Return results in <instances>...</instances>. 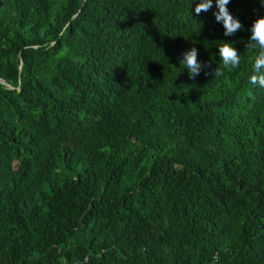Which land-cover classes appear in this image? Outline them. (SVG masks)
<instances>
[{
	"label": "trees",
	"instance_id": "1",
	"mask_svg": "<svg viewBox=\"0 0 264 264\" xmlns=\"http://www.w3.org/2000/svg\"><path fill=\"white\" fill-rule=\"evenodd\" d=\"M196 2L0 0V264H264V0Z\"/></svg>",
	"mask_w": 264,
	"mask_h": 264
},
{
	"label": "clouds",
	"instance_id": "2",
	"mask_svg": "<svg viewBox=\"0 0 264 264\" xmlns=\"http://www.w3.org/2000/svg\"><path fill=\"white\" fill-rule=\"evenodd\" d=\"M193 2L194 0H192V4ZM229 3L230 0H215L217 10L213 13L216 21L223 24L225 36H232L243 27L240 20L229 11L227 7ZM212 6L213 0H198L195 4V13L199 15L202 11L207 12ZM250 32L251 35L245 47L256 49L257 54L252 64L249 80L251 84L264 88V15L258 16L253 21ZM234 44V41H223L218 44L220 61L225 69H235L240 65L241 53ZM180 64L188 70L189 77L193 79L200 74L201 69L204 67L198 59L196 47H192L184 52ZM219 75H222V72L216 68L214 76Z\"/></svg>",
	"mask_w": 264,
	"mask_h": 264
},
{
	"label": "water",
	"instance_id": "3",
	"mask_svg": "<svg viewBox=\"0 0 264 264\" xmlns=\"http://www.w3.org/2000/svg\"><path fill=\"white\" fill-rule=\"evenodd\" d=\"M3 83H5L4 81H3ZM9 88H13L10 84H8V83H5Z\"/></svg>",
	"mask_w": 264,
	"mask_h": 264
}]
</instances>
